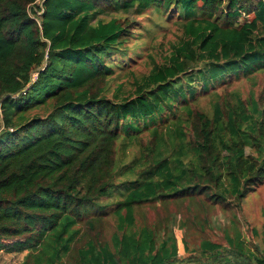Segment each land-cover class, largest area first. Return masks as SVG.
Segmentation results:
<instances>
[{"label": "trees", "instance_id": "obj_1", "mask_svg": "<svg viewBox=\"0 0 264 264\" xmlns=\"http://www.w3.org/2000/svg\"><path fill=\"white\" fill-rule=\"evenodd\" d=\"M163 17L180 34L133 52ZM262 73L264 0H0V253L264 264L239 219L264 184V87L225 91Z\"/></svg>", "mask_w": 264, "mask_h": 264}, {"label": "rangeland", "instance_id": "obj_2", "mask_svg": "<svg viewBox=\"0 0 264 264\" xmlns=\"http://www.w3.org/2000/svg\"><path fill=\"white\" fill-rule=\"evenodd\" d=\"M133 20L143 21L145 24H147L146 19L148 17L154 16L153 11H147L145 15H140L133 17L132 14H129ZM108 17H114V16H108ZM159 23L161 24L164 29L153 27L154 29V36L152 38H146L145 41H141L138 43H135L134 45H130L133 52H143L142 50L146 47V45L151 44L154 40H156L157 43L162 42L164 40V35H166L167 39L166 41H171L175 36L179 35L180 32L178 28L174 25V22H166L165 17H163ZM143 33H144V28ZM144 58L140 61L139 67L137 70H144L146 68V52L143 53ZM126 73H124L125 75ZM123 76L121 81H118L116 84H119L120 82H125V77ZM255 84L248 80H241L238 82H235L231 84V86L225 91H239L244 98H249L251 94H257L259 95L264 87V73L260 74L257 78H255ZM221 89L220 91H222ZM202 105L209 108L210 104L207 99H204L202 101ZM217 212H220V209L218 208L216 210ZM148 213V210H147ZM149 217L154 218L155 212L151 211ZM231 218L229 214V219ZM239 219L241 222L242 229L244 231V236L247 238L248 242L251 246L253 244H259L262 245L264 248V239L262 236V232L264 230V184L261 186H258L255 191H253L251 194L247 196L245 199L242 211L239 214ZM258 232V234L256 233ZM212 238L219 239L220 236L216 235L214 233H208ZM176 236L178 239V246H179V254L181 257H187L183 238H184V232L182 229H176ZM192 242L196 241V238L193 237L191 239ZM23 255H16V254H6V253H0V264H19L20 261H22Z\"/></svg>", "mask_w": 264, "mask_h": 264}, {"label": "crops", "instance_id": "obj_3", "mask_svg": "<svg viewBox=\"0 0 264 264\" xmlns=\"http://www.w3.org/2000/svg\"><path fill=\"white\" fill-rule=\"evenodd\" d=\"M16 255H23V259H22V261L25 259V257H26V255H27V252H25V253H21V254H16ZM22 261H20V263L22 262Z\"/></svg>", "mask_w": 264, "mask_h": 264}]
</instances>
